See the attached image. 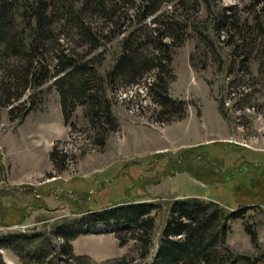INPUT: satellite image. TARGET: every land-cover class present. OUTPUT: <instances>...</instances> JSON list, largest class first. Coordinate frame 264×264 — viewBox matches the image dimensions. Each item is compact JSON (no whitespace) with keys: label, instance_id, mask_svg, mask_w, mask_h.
<instances>
[{"label":"rangeland","instance_id":"374dc122","mask_svg":"<svg viewBox=\"0 0 264 264\" xmlns=\"http://www.w3.org/2000/svg\"><path fill=\"white\" fill-rule=\"evenodd\" d=\"M216 2L236 3L240 24L264 4V0ZM172 4L165 2L162 9ZM138 15L130 16L127 23H137ZM153 15L137 27L145 22L153 25ZM197 16H201L202 30L208 23L204 5ZM86 19L98 34L97 45L63 21L55 26L70 54L81 61L99 60L102 77L94 83L102 98V119L94 124L80 103L66 123L54 78L37 87H12L14 94L22 93L14 102L15 114L25 108L22 101L31 92L40 103L23 121L10 115L11 104H0V234L10 230L47 233L56 222L79 216L85 208L123 199L130 187V196L142 193L138 199L156 203L150 252L142 256L129 233L121 243L117 234L127 231L114 221H101L73 239L75 254L86 255L96 264L113 259L147 264L157 250L172 200L198 195L229 206L248 202L245 216L231 221L227 241L240 252L263 253L264 258V193H257L264 186V48L260 40L255 49L248 48V56L249 50L243 47L253 34L247 25L249 30L241 29L240 34L237 29H223L218 40L213 38V50L200 43V32L175 45L171 67L164 70L170 96L183 101L173 114L161 110L142 83L130 84L128 77H118L109 84L107 71L128 30L117 34L114 23L100 13L88 12ZM249 44L255 47V41ZM49 45L45 55L54 67V44ZM20 61L18 56L0 52L3 103L7 100L1 95L3 83L9 84V74ZM108 105L113 122L105 119ZM55 144L58 161L65 166L61 170L50 155ZM152 154L156 159H147ZM140 158L141 170L128 174V163ZM247 222L257 231V244L245 228ZM57 241L64 238L59 236ZM1 250L9 264H24L13 250Z\"/></svg>","mask_w":264,"mask_h":264},{"label":"trees","instance_id":"16d2710c","mask_svg":"<svg viewBox=\"0 0 264 264\" xmlns=\"http://www.w3.org/2000/svg\"><path fill=\"white\" fill-rule=\"evenodd\" d=\"M215 1L0 0V52L5 56H18L21 59L9 74L12 80L9 84L3 83L1 95L7 100L4 103L0 101V104H11L10 115L13 119L19 118L23 121L30 110L38 106L40 100L33 99L31 92L22 101L25 108L21 113L15 114L14 102L22 93L14 94L11 92L12 87H37L54 78L53 83L61 95L66 123L71 121L72 113L80 103L86 106L94 124L95 120L100 122L102 98L96 94L94 83L102 77L97 67L100 62L96 58L81 61L70 54L61 42V33L56 31L55 26L57 22L63 21L68 27H76L81 38L97 45L98 34L86 19L88 12H92L100 13L114 23L117 34L128 30L120 41L111 68L107 71L109 84L112 86L118 77H128L130 84L142 83L156 97L161 110L174 114L182 107L183 101L170 96L169 78L164 76V70L171 67L173 47L184 42L189 34L197 36L200 32L199 37L197 36L200 43L204 42L213 50V38L218 40L223 29H237L240 34L241 29L248 31L250 28L255 47L252 48L249 44L252 41H249L243 48L255 49L258 39L264 48V4L254 12L251 19L246 18L244 24H240V16L235 10L236 3L221 5L217 2L214 4ZM165 2L173 3L172 7L162 9ZM259 3L260 1L256 2ZM202 5L208 10V23L204 30L199 29L198 19L201 16H197ZM130 8L132 14L129 12ZM191 11H194V15ZM137 15V23L129 25L127 21L130 16ZM151 15L153 25L145 22L146 24L137 27L139 22ZM49 44H54L51 48L55 50L54 67L45 55L47 50H50ZM251 50L247 51L248 56ZM105 119L113 122L109 105ZM50 155L59 170L64 169L65 166L58 161L56 144ZM153 157L156 159L154 154L147 159ZM139 161L141 158L135 162L132 159L128 163V174L133 175L134 170H141L143 165ZM126 190L131 194L130 187ZM257 193H264V186L259 188ZM129 194L123 199L98 208H85L79 216L66 217L56 222L47 233L10 230L0 234V264H9L4 259L1 248L19 254L24 264H96L86 255L75 254L72 241L81 233L91 231L101 221H114L121 230L127 231L125 235L120 232L117 234L121 243L126 242L129 233V236L136 240L141 255L146 256L152 244L156 219L152 210L156 203L138 199L137 196L142 193L132 196ZM247 203L229 206L198 195L174 198L162 228L157 250L147 264H264L263 253L240 252L227 241L231 221L245 216ZM252 226L248 222L245 223L246 230L251 233L257 244V231ZM59 236L64 238L63 242L57 241ZM123 262V259H113L107 264Z\"/></svg>","mask_w":264,"mask_h":264}]
</instances>
